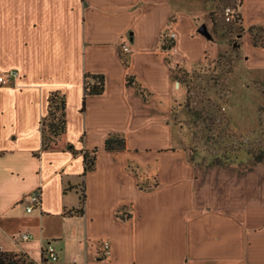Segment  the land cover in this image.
<instances>
[{"label":"crops","instance_id":"1","mask_svg":"<svg viewBox=\"0 0 264 264\" xmlns=\"http://www.w3.org/2000/svg\"><path fill=\"white\" fill-rule=\"evenodd\" d=\"M214 4L0 0V75H21L0 86V250L37 263L51 241L57 264H264V161L195 163L173 122L185 97L174 69L226 48L211 33ZM239 13L245 59L264 69V47L249 33L264 31V0H241ZM86 75L103 76L105 90L83 108ZM53 92L66 98L67 131L45 150ZM112 135L125 151L105 149ZM85 154L95 155L86 175ZM36 189L42 205L29 213Z\"/></svg>","mask_w":264,"mask_h":264},{"label":"rangeland","instance_id":"2","mask_svg":"<svg viewBox=\"0 0 264 264\" xmlns=\"http://www.w3.org/2000/svg\"><path fill=\"white\" fill-rule=\"evenodd\" d=\"M240 1L215 0L220 26L211 33L226 47L219 57L191 70L174 69L185 95L174 107L175 131L195 163L245 164L264 150V69L245 59L241 21L224 16L226 8L240 15ZM255 33L264 42V33Z\"/></svg>","mask_w":264,"mask_h":264},{"label":"trees","instance_id":"3","mask_svg":"<svg viewBox=\"0 0 264 264\" xmlns=\"http://www.w3.org/2000/svg\"><path fill=\"white\" fill-rule=\"evenodd\" d=\"M212 20L214 28L220 26L219 21L215 18V14H212ZM235 20L241 21L240 15H237ZM255 30L264 31L260 28H251L249 33L252 36L253 44L255 47H264V42L259 43L260 36L258 33H255ZM175 47V41L171 38H166L164 50L171 51ZM127 65V64H126ZM128 84H131V79H128ZM105 90V79L100 75H86L85 82V97H84V107L85 102L88 97L99 96L104 93ZM66 98L60 92H53L48 98V108L47 113L43 121V147L45 150L49 149L52 144L57 143V141L66 133L67 131V114H66ZM105 149L113 153H121L126 149V141L123 137L112 135L110 136L105 143ZM96 151H94L95 153ZM254 156L253 162L258 164L264 161V150H258ZM85 171L86 175L89 171L95 168V155L90 157L88 154H85ZM214 165H223L226 163L215 162ZM85 201V199H84ZM85 203L82 202V205ZM84 207V206H83ZM82 207V208H83ZM80 213L82 210L79 211ZM0 264H36L30 260L26 255L15 254L11 252H6L0 250Z\"/></svg>","mask_w":264,"mask_h":264},{"label":"built area","instance_id":"4","mask_svg":"<svg viewBox=\"0 0 264 264\" xmlns=\"http://www.w3.org/2000/svg\"><path fill=\"white\" fill-rule=\"evenodd\" d=\"M225 20L227 22L234 21L236 16L235 11L232 8H226L224 11ZM175 35H171V39H174ZM125 53H130L128 46L123 48ZM21 78L20 73L17 70H11L7 73L0 75V86H17L18 81ZM27 203V212L31 213L36 208L41 207L42 205V191L41 189H36L26 200ZM23 240L32 239V235L23 234L21 235ZM103 257L109 258L111 255V245L109 241H104L102 243ZM59 261V254L56 246L53 242L49 241L43 244L42 246V259L36 264H57Z\"/></svg>","mask_w":264,"mask_h":264},{"label":"water","instance_id":"5","mask_svg":"<svg viewBox=\"0 0 264 264\" xmlns=\"http://www.w3.org/2000/svg\"><path fill=\"white\" fill-rule=\"evenodd\" d=\"M198 32H199L200 34H202L203 36L207 37L208 39H211V38H212V36H211L210 32L208 31V28H207L206 25H202V26L199 28Z\"/></svg>","mask_w":264,"mask_h":264}]
</instances>
